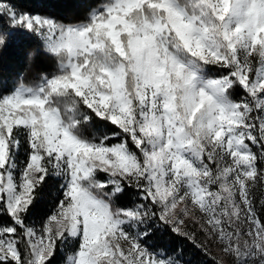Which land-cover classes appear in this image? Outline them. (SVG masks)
Listing matches in <instances>:
<instances>
[{"label":"rangeland","instance_id":"1","mask_svg":"<svg viewBox=\"0 0 264 264\" xmlns=\"http://www.w3.org/2000/svg\"><path fill=\"white\" fill-rule=\"evenodd\" d=\"M5 10L65 55L60 75L0 97V195L15 221L47 169L63 178L55 211L25 228L34 262L76 241L62 264H180L140 243L141 209L112 213L83 185L100 169L144 189L176 231H199L221 263L264 264V159L253 150L264 142V0H111L77 24ZM207 62L231 72L206 76ZM45 85L72 89L140 154L78 137ZM13 127L29 135L24 164L8 158ZM11 232L0 229V259L18 258Z\"/></svg>","mask_w":264,"mask_h":264},{"label":"trees","instance_id":"2","mask_svg":"<svg viewBox=\"0 0 264 264\" xmlns=\"http://www.w3.org/2000/svg\"><path fill=\"white\" fill-rule=\"evenodd\" d=\"M182 1V0H179ZM111 0H0V97L11 93L19 86L35 87L45 84L47 78L63 72L61 62L65 60L64 51L49 50L41 38L32 30L15 22L5 10L13 9L16 13H27L47 17L60 24H77L89 22L95 10ZM202 72L206 76L229 74L230 67L216 63H205ZM49 94L47 105L57 107L61 117L78 137L112 145L124 141L127 147L140 154L130 135L105 115H99L89 107L82 97L70 88L51 90L44 86ZM229 97L240 101L247 93L243 87L234 82L227 89ZM11 156L17 162L25 163L31 152L29 135L23 127H13ZM253 150L257 158L264 159V142ZM13 142L11 143V145ZM261 155V156H260ZM260 167V166H259ZM260 169V168H259ZM31 190V196L23 210L19 212L20 222L15 221L8 211L3 193L0 195V229L11 228L10 233L18 250V258L0 259V264H62L66 255L77 247L76 241L69 243L55 242L51 253L40 263L33 261L29 242L25 234L26 226L41 224L52 214L64 198L63 178L52 174L47 169ZM83 185L97 198L108 203L112 213L141 209L139 217L134 219L140 243L151 253L171 257L180 264H223L213 251L205 245L198 235L180 233L159 215V208L139 185L117 174L97 169L92 176L83 180ZM262 219V215L260 217Z\"/></svg>","mask_w":264,"mask_h":264}]
</instances>
